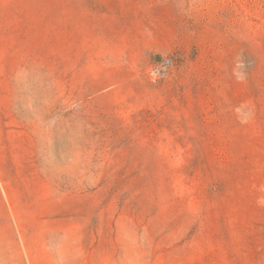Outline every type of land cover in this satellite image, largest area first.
I'll use <instances>...</instances> for the list:
<instances>
[{"label": "rangeland", "instance_id": "1", "mask_svg": "<svg viewBox=\"0 0 264 264\" xmlns=\"http://www.w3.org/2000/svg\"><path fill=\"white\" fill-rule=\"evenodd\" d=\"M0 264H264V0H0Z\"/></svg>", "mask_w": 264, "mask_h": 264}]
</instances>
